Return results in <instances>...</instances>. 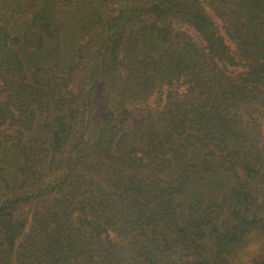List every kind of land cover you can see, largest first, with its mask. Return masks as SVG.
Instances as JSON below:
<instances>
[{"label": "trees", "instance_id": "trees-1", "mask_svg": "<svg viewBox=\"0 0 264 264\" xmlns=\"http://www.w3.org/2000/svg\"><path fill=\"white\" fill-rule=\"evenodd\" d=\"M33 5L0 22V264H233L264 231V0Z\"/></svg>", "mask_w": 264, "mask_h": 264}, {"label": "rangeland", "instance_id": "rangeland-1", "mask_svg": "<svg viewBox=\"0 0 264 264\" xmlns=\"http://www.w3.org/2000/svg\"><path fill=\"white\" fill-rule=\"evenodd\" d=\"M33 4L34 0H0V22L6 24L8 30L14 36L24 35L26 30L32 28L30 26L32 23L31 16L35 9ZM71 14L73 13H69L68 15ZM80 31L81 30H79V32ZM189 31L195 36L198 35L193 29H189ZM79 32L74 37H68V35L62 34L67 45L72 41V43L66 48L62 47L61 49H55V43L53 42L48 45V49H46L45 52L50 56V62L55 60V56H57V58L66 61L62 63L63 65L70 63V60L72 59L71 52L69 51L71 46L77 42H83V44L86 42V38H83L81 32L79 35ZM1 83L2 80H0V84ZM4 98V93L0 92V99L3 100ZM135 115H137V112ZM23 208L25 211H31L34 207L31 204H27L24 205ZM232 258L233 264H262V259L264 258V231L261 227L253 229V231L246 236L238 250L237 256Z\"/></svg>", "mask_w": 264, "mask_h": 264}]
</instances>
